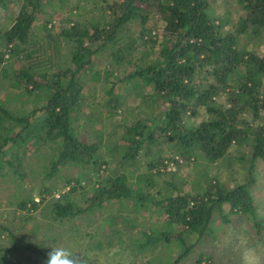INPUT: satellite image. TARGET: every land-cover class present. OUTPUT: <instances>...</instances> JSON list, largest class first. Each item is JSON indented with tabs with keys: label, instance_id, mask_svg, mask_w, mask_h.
I'll use <instances>...</instances> for the list:
<instances>
[{
	"label": "trees",
	"instance_id": "trees-1",
	"mask_svg": "<svg viewBox=\"0 0 264 264\" xmlns=\"http://www.w3.org/2000/svg\"><path fill=\"white\" fill-rule=\"evenodd\" d=\"M234 1L243 15L229 26L226 18L211 16L217 0H114L102 3L106 20L97 22H91L85 12L84 21L72 17L56 22L49 11L65 13L72 0H0V9L9 4L19 7L11 26L0 35V83L6 84L8 92L7 102L0 99V179L12 176L14 183L24 181L29 175L25 158L32 144L37 151L43 145L55 146L60 151L45 166L47 179L72 166L86 172L90 186L91 179L107 173L89 195L90 208L133 197L142 206L151 199L141 193L140 185H156L139 163L142 154L159 156V165L148 164L151 174L154 167L170 171L172 165L192 160L217 165L229 156L232 146H243L250 156L246 183L229 189L217 180L203 194L178 190L166 198L163 212L175 231L164 233L165 239L177 238L185 249L173 264H181L203 237L213 235L209 226L216 211L229 206L233 214L255 217L250 187L264 164V56L243 47L242 40L264 39V0ZM84 6L88 10L93 5L88 1ZM39 16L44 19L37 29ZM151 22L163 25V30ZM134 23L141 26L139 33L129 35L128 28ZM103 53L109 60L101 71L97 58ZM136 58L141 65H134L124 77H115L118 67L131 66ZM103 78L117 79L105 88L102 105L106 113L97 111L95 123L126 113L130 91H139L138 98L143 100L137 105L143 118L124 122L122 135L109 148L118 157L112 169L113 161L101 155L104 131L93 129L86 140L79 123L84 119V106L95 98L86 86L97 91ZM133 79L138 80L136 84ZM116 85L119 93L111 92ZM14 94L22 97L20 109L11 100ZM33 96L42 106L27 112L24 103ZM202 110L207 118L192 126L191 120ZM165 147L174 152L172 156L162 158ZM81 181V177L65 179L53 198L47 200L54 191L46 188L40 203L29 198L18 209L25 211L29 221L46 203L49 219H73L86 211H76L72 201L84 188ZM5 234L10 243L0 245V264H43L46 253L13 230L0 232L2 238ZM147 238L142 247L154 241L151 235ZM13 254L18 258L11 259ZM195 264L218 263L200 255Z\"/></svg>",
	"mask_w": 264,
	"mask_h": 264
},
{
	"label": "rangeland",
	"instance_id": "rangeland-1",
	"mask_svg": "<svg viewBox=\"0 0 264 264\" xmlns=\"http://www.w3.org/2000/svg\"><path fill=\"white\" fill-rule=\"evenodd\" d=\"M88 1L93 6L87 10L84 5ZM113 2L114 0H72L65 13L61 11L57 13L53 9L49 13L51 15L55 14L54 20L59 22L60 19L69 20L72 17L84 21L85 17L82 13L85 12L86 17H89L91 22H97L106 20L102 3L111 4ZM71 8L72 10H70ZM18 11L19 7L15 4H9L7 7L0 9V35L11 26ZM242 15L239 5L234 0H217L216 7L211 12L214 19L226 18L229 26L236 24L238 18ZM43 19V16L37 18V26H35L37 29L41 27L38 26L42 25ZM151 23V26H157L156 29L163 30V25H157L155 22ZM140 27L139 24L134 23L129 26L128 34H138ZM162 40L160 36L159 43ZM242 46L264 56V39H243ZM148 47H146V50ZM158 48L157 44L154 50L155 53L158 52ZM69 49L67 48V52H69ZM140 52L143 53L144 51L140 50ZM146 58L150 57L146 56ZM107 60H109V57L106 53L97 58L101 71L107 65ZM136 64L141 65L142 61L136 58L131 66L118 67V75L114 72L115 77L126 76ZM115 79L103 78L96 86L97 91L88 85L86 86L88 92L93 93L95 98L93 103L90 101L87 103L89 105L84 106L82 115L84 119L79 120L83 129V139L91 138L94 133L92 132L93 129L104 131L103 134H105L106 140L101 155L106 156L109 163L114 162H112V165L110 164L111 169L114 168L118 157L117 154L109 153V148L112 142L122 135L121 126L143 118L142 109L137 108V105L143 101L138 98L139 91H130L129 102L126 104L129 109L126 113H116L115 116L104 119L99 124L94 122L97 111L100 110L106 113L102 105L103 93L105 88L112 87V82ZM0 81H2L1 75ZM137 81V79H133L132 83L136 84ZM5 85V83H0V99L7 102L8 92ZM119 91L120 88L117 85L111 89V92L119 93ZM17 93L19 95L18 91ZM49 96H45V99H48ZM11 100L16 104L17 109L23 106L22 97L20 98L14 94ZM24 105L23 109L27 112L42 106L41 100L34 96L25 101ZM206 118V112L202 110L200 114L191 120V125L196 126ZM36 147L37 145L33 143L25 158L26 172L29 175L24 181L14 183L12 176L3 180L0 179V232L4 233L5 229L13 230L19 238L34 244L46 254L51 251L52 247L70 248L83 258L84 264H173L174 260L185 249L184 243L177 238L171 237L169 241L165 239L164 233L175 231L168 223L167 214L163 212L166 198L176 195L175 192H178V190L181 194H194L196 192L203 194L217 180L224 183L227 188L233 189L246 183L249 179L248 161L250 156L243 146H232L229 156L217 165L192 160L191 163L184 162L180 165H173L175 168L170 171L161 168V166L155 168L159 165V156L155 153L147 158L142 154L139 163L144 167L146 173L149 172L148 174L156 185L155 188L140 185L141 193L151 200L139 206L136 197H133L130 200L111 201L106 202L102 207L90 208L89 195L93 193L97 185L103 183L108 174L100 173V177L95 176L91 179L90 186H88L86 172L68 166L62 168L55 176L47 179L45 166L56 159L60 150L55 146L43 145L42 149L37 151L35 150ZM13 152L14 150L10 153ZM173 153L169 147H165L161 152L162 158L170 157ZM240 158L243 160H240ZM149 163H153L155 166L151 174V169L148 168ZM108 167H110L109 164ZM258 173L257 181L250 187L255 204V217L241 213L233 214L229 206H225L221 212L216 211L209 226L213 235L203 237L181 264H195L200 255L210 256L218 264H264V164L258 168ZM74 177L82 178L81 183L84 188L78 190L72 201L75 210H86L84 213L78 214L73 219L53 221L45 214L46 203H43L39 206L38 211H35L32 215L31 220L26 221L25 211L18 209L21 202L29 198L34 201L37 198L41 200V192L46 188L54 191L51 196H47V200L53 198L56 192L63 187L65 179ZM133 177H136V175ZM131 186L136 190L137 185L133 179L131 180ZM160 202L161 204L158 205ZM150 235L154 237V241L148 246L142 247L141 244L147 242V237H150ZM5 236L4 238H2V235L0 236V245L10 243L7 234ZM187 242L189 244L191 239L189 238ZM17 258L16 254L11 256V259L15 260ZM35 259L38 263L41 262L39 258Z\"/></svg>",
	"mask_w": 264,
	"mask_h": 264
},
{
	"label": "clouds",
	"instance_id": "clouds-1",
	"mask_svg": "<svg viewBox=\"0 0 264 264\" xmlns=\"http://www.w3.org/2000/svg\"><path fill=\"white\" fill-rule=\"evenodd\" d=\"M70 248L52 247L43 264H84L83 258Z\"/></svg>",
	"mask_w": 264,
	"mask_h": 264
},
{
	"label": "built area",
	"instance_id": "built-area-1",
	"mask_svg": "<svg viewBox=\"0 0 264 264\" xmlns=\"http://www.w3.org/2000/svg\"><path fill=\"white\" fill-rule=\"evenodd\" d=\"M177 159H178V158H177ZM170 168H171V170H173L175 167H173V165H172ZM172 168H173V169H172ZM56 197L59 198V195H56ZM35 202H36V203H40V199H38V198L35 199Z\"/></svg>",
	"mask_w": 264,
	"mask_h": 264
}]
</instances>
